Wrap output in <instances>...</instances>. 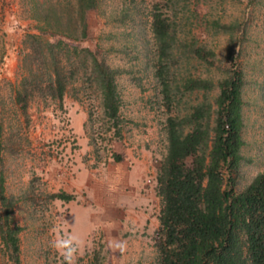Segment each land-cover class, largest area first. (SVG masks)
Here are the masks:
<instances>
[{"label":"rangeland","instance_id":"rangeland-1","mask_svg":"<svg viewBox=\"0 0 264 264\" xmlns=\"http://www.w3.org/2000/svg\"><path fill=\"white\" fill-rule=\"evenodd\" d=\"M155 5L171 16L180 41L216 53L215 66L199 61L188 66L180 59L176 69L181 73L220 79L232 65L227 60L230 48L236 51L245 73L246 142L237 191L264 173V0H101L88 16L89 39L83 47L120 70L119 139L104 116L90 71L84 68L62 104L36 96L29 105V118L23 115L14 86L26 74L24 41L27 34L37 33L36 23L26 0H0V121L4 127L0 207L3 213V194L14 204L12 226L20 229L22 264H159L150 229H135L131 222L120 227L122 211L109 215L108 205H103L108 189L122 185L115 179L116 166L129 173L136 164L145 165L153 168L154 175L167 155L168 114L154 76ZM116 154L124 160L116 162ZM61 192L76 200L49 198ZM119 198L123 204L124 197ZM116 231L121 232L122 243H130L127 251L110 249ZM0 264H12L1 236Z\"/></svg>","mask_w":264,"mask_h":264},{"label":"trees","instance_id":"trees-1","mask_svg":"<svg viewBox=\"0 0 264 264\" xmlns=\"http://www.w3.org/2000/svg\"><path fill=\"white\" fill-rule=\"evenodd\" d=\"M101 0H26L37 33L26 35V71L14 86L15 102L28 117L36 97L62 104L80 68L90 71L104 116L121 138L122 101L117 78L109 66L83 44L89 39L88 16ZM175 22L155 5L151 29L156 46L154 76L168 117L167 155L158 166L157 194L162 207L155 247L159 264H264V173L237 191L244 161L245 73L230 48L231 68L223 77L178 71L180 59L215 66L216 53L180 41ZM181 63V62H180ZM182 105H187L182 109ZM3 123L0 121V151ZM115 161L122 162L116 154ZM4 178L0 177L1 192ZM51 200L73 202L65 192ZM0 236L12 264H22L18 234L12 226L13 203L2 195ZM64 264H71L65 262Z\"/></svg>","mask_w":264,"mask_h":264},{"label":"crops","instance_id":"crops-1","mask_svg":"<svg viewBox=\"0 0 264 264\" xmlns=\"http://www.w3.org/2000/svg\"><path fill=\"white\" fill-rule=\"evenodd\" d=\"M116 169H118V173L115 179L116 182L118 181L122 184V187L119 186L117 189L112 190L108 189L105 193L106 199L103 204L104 206L108 205L105 209H108L109 215L114 214L116 210L122 211L124 216L120 219V227L124 228L127 222H131L132 226H136L135 229L141 226L143 229L149 228L151 234L155 237V233L160 226V211L159 209L157 210V202H159L157 174L153 175V168L137 164L129 173L122 171L124 168H121V166H116ZM113 190L114 193L111 194ZM110 194L114 197L109 196ZM118 197H124L122 198L125 199L123 204H121V199H118ZM116 234L112 235L113 237L109 244L110 249L113 252L127 251L130 248V243H122L120 231H116Z\"/></svg>","mask_w":264,"mask_h":264}]
</instances>
